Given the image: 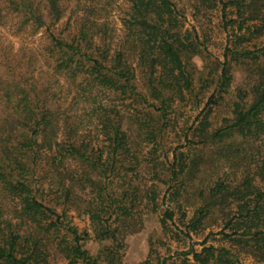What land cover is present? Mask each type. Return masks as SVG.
<instances>
[{
  "label": "trees",
  "instance_id": "1",
  "mask_svg": "<svg viewBox=\"0 0 264 264\" xmlns=\"http://www.w3.org/2000/svg\"><path fill=\"white\" fill-rule=\"evenodd\" d=\"M128 1L118 30L111 15L120 0H0V29L11 24L25 39L42 33V54L52 68L46 86L38 84L45 74H36L38 51L29 55L24 40L5 41L0 32V189L10 201L6 207L0 199V264H122L123 227L140 223L143 204L153 200L154 210L158 204L156 185L145 191L134 180L142 174L143 147L163 144L177 101L196 92L189 60L202 50L185 29L186 9L176 0ZM188 2L195 17L218 12L228 31L210 106L231 87L232 62L264 58V45H245L264 38V0ZM64 79L80 90L74 99L88 104L83 113L60 115L51 86ZM237 90L232 116L221 126L210 129L205 116L184 137L202 145L235 136L252 142L248 168L239 176L226 172L201 191L204 202L187 231L176 226L171 208L160 219L169 232V222L175 224L182 234L176 231L175 239L192 238L218 207L224 226L202 244L220 234L227 245L199 249L191 243L161 264L176 255L179 264H264V66L250 90ZM101 91L117 95L121 107L100 101ZM181 152L175 149L168 171H153L178 194L201 165L199 156L189 161ZM73 210L89 218L103 245L97 254L87 248L91 233L74 223Z\"/></svg>",
  "mask_w": 264,
  "mask_h": 264
},
{
  "label": "rangeland",
  "instance_id": "2",
  "mask_svg": "<svg viewBox=\"0 0 264 264\" xmlns=\"http://www.w3.org/2000/svg\"><path fill=\"white\" fill-rule=\"evenodd\" d=\"M176 1L181 7L186 9L185 29L190 30L189 32L198 41V45L202 50L201 56L189 60L192 65L190 67H194L196 70V92L193 94L187 93L188 98L186 100L184 98L180 99V102L177 101L176 111L170 114L171 122L166 128L167 132L163 144L155 146L151 143L143 147V166L142 168L140 167L142 174L139 178L134 179L135 183L140 184L145 191L154 183L156 185L154 189L157 190L160 196L157 198L158 204L155 210L153 209L155 203L153 200L148 201L147 205L145 203L139 207L142 212L140 223L138 222L137 224L132 222V220L131 224L133 223V226L131 228L123 227L121 237L125 236V238L123 239L124 248H121L124 255L122 264H141L147 259L150 260V264H161L165 257H170L176 254L177 251L188 249L191 243H196V247L199 249L209 244H226L220 234L216 236L212 234L206 244H202L210 233H216L224 226L218 207L214 208L213 214L205 221L204 228L199 233H192V238L187 236L177 240L174 237V233L177 231L179 235H182L176 229V226L180 230L187 231L186 226L189 219L193 216L197 206L204 202V198L200 194L201 191L207 193L210 185L214 183L218 176L226 172L239 176L248 168L249 160L247 154L250 147L254 146L252 142L245 141L237 136L226 138L225 141L218 145L193 144L185 140L184 134L187 128L193 123L199 124L205 116L211 123L210 129L221 126L226 117L232 116V105L238 97L237 89L243 87L250 90L254 81L261 74L264 58L259 62H251V59L240 60L237 63L232 62L233 78L231 87L227 92H221L220 95L223 96L219 97L216 104L212 103L207 106L209 96L213 91L212 75L215 76L221 72L222 62L224 61L223 53L228 41V31L224 30L222 18L218 12L195 17L188 0ZM129 5L128 0H120L119 5L111 15V19L118 30H122V17L126 14ZM14 27L11 24L2 26L0 29L2 39L9 42L12 40H24L25 42H22V44L32 48L28 52L29 55H31L33 49L38 51L39 55L34 57V67L38 68V71H36L37 75H39L41 69H45L42 70L45 72L43 79L38 84L41 83L46 86V80L49 78L47 71H52V68L47 65L46 58L42 54L41 47L44 44L42 33L33 35L30 39H25V36L15 34L16 28ZM205 32L207 34L206 37L203 35ZM254 44L264 45V38L245 45L251 49ZM51 89L52 92L60 97V102L57 103L60 107L59 113L63 111H80L83 113L86 110L85 107L88 104H84V101L80 98L74 99L80 93L76 83L69 79H64V82L63 80L57 81L55 85L51 86ZM98 98L100 101L105 100L120 106L118 96L110 91L99 92ZM133 106L131 101L125 103L124 107H126L127 114L133 113ZM89 130L90 127H87L82 132L87 133ZM191 137L195 141H199V137L195 138L192 134ZM176 148L180 149L181 153H185V157L189 161L196 156L201 158L199 170L189 175L179 194L176 193V190H171L169 183L161 181V177L164 178L162 174L158 178L153 173L155 169L159 173L170 169ZM172 192L174 195H171ZM164 195H167L165 202H163ZM0 199L3 200L6 207L9 205L10 201L1 194V189ZM167 208L175 211L174 221L176 226L173 222H169L172 232L165 230L160 220L161 217H164ZM71 215L74 223L81 231L88 230L91 233V237L86 239V246L92 254H97L103 245L94 238L89 218L85 215H80L75 210L71 212ZM134 229H138V231L132 232ZM181 261V255H176L164 264H179Z\"/></svg>",
  "mask_w": 264,
  "mask_h": 264
}]
</instances>
